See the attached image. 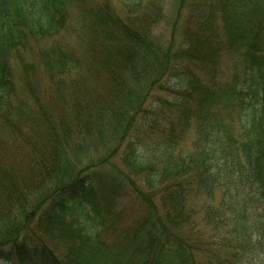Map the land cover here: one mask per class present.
Wrapping results in <instances>:
<instances>
[{
  "label": "trees",
  "instance_id": "1",
  "mask_svg": "<svg viewBox=\"0 0 264 264\" xmlns=\"http://www.w3.org/2000/svg\"><path fill=\"white\" fill-rule=\"evenodd\" d=\"M117 1L137 10L146 0ZM207 4L228 39L244 46L240 87L187 67L195 50L186 34L170 57L154 50L148 31L125 20L112 0H0V262L105 264L102 258L117 250L131 254L126 264H264V0ZM68 5L83 14L79 55L57 39ZM199 6L189 5L192 16ZM204 60L197 66L211 62ZM35 68L44 83L34 79ZM80 69L90 85L102 77L106 88L90 97V88L75 85L71 123L56 109L54 85ZM168 70L177 74L169 86L175 95L146 105L147 93L167 90L161 77ZM225 103L237 110L239 137L219 118ZM106 113L115 116V144L101 160L81 164L68 133L74 122L90 132ZM192 120L190 149L180 148ZM136 176L141 180L132 181ZM127 191L142 214L115 233L124 242L118 245L109 239L111 210ZM192 198L204 201L188 205ZM87 205L91 217L82 213ZM197 234L195 243L222 245L225 254L196 261ZM204 237L213 242L202 244ZM139 238L145 240L138 244Z\"/></svg>",
  "mask_w": 264,
  "mask_h": 264
},
{
  "label": "rangeland",
  "instance_id": "2",
  "mask_svg": "<svg viewBox=\"0 0 264 264\" xmlns=\"http://www.w3.org/2000/svg\"><path fill=\"white\" fill-rule=\"evenodd\" d=\"M101 1L102 0H88L90 3H98ZM195 3L200 5V10L192 16L189 5H193ZM142 4V7L136 10L131 5L122 4L117 0H112V5L125 20L127 17L132 18L139 29L143 28L148 31L149 39L152 42L153 49L159 50L160 52L168 51L169 57L172 50H175L179 45H181V43H183V37L190 36L189 45H191L195 50V52L192 54H195V59L188 61V64L186 62L180 63V69L183 68L184 64H187V67L194 70L195 73L197 72L202 79L210 78L213 72L215 73L214 76L216 80L222 78L223 83H236L238 87L241 86L244 60L242 56L238 55V53L242 48H244V46L243 44H240V41L228 39V36L225 34L221 22L219 21L220 19H217L215 15H213L209 10L207 0H146ZM67 12L69 15L67 16V22L65 23L62 31L59 33L57 39L61 44L71 48L76 55H79L80 49L78 45V28L81 26L80 21L83 17V14L79 12L75 6L69 5L67 6ZM241 33L250 35L252 31L245 29L242 30ZM81 34H83V32H81ZM84 37L86 39L88 35H85ZM233 49L237 50L234 56L232 55ZM205 55H208L210 59L204 60L203 58H205ZM29 58L32 60V55H30ZM196 59L211 62L210 64L197 66ZM241 59L243 60L242 64H240ZM212 62L214 63V68H212ZM96 72L101 74L102 69L100 68V70H93V73ZM17 75L20 76L21 72L18 71ZM35 77H37V80L40 84L44 83L46 80L45 74L39 68H35L34 79ZM176 78L177 74H175L174 71L168 70L165 74H163L161 81L165 84L167 90L157 88L151 91V95L150 93H147L144 96L146 99V105L149 101H156V98L159 96L172 98V95L174 96L175 94L170 91L169 86L176 81ZM70 79L71 81L69 82ZM85 80H87L88 83L85 82ZM102 81V77H98V80L96 79V83L94 82V86L90 85V79H85L83 71L80 69L76 74L65 79L64 83H55L54 88L55 93L57 94L56 103L58 105L56 109H60L63 114L67 115L69 121L72 123L73 118L70 107L72 104V97L75 94L73 93L75 85L84 90L87 87L90 88L89 91H87V95L94 97L92 94H90V92L94 94L100 92L102 88H106L102 86ZM82 97L83 95H81L77 100H81ZM165 112L166 115H168V119H171L173 113L167 109ZM236 113L237 110L234 109L229 111L227 108V103H225L222 104L220 108L219 118L228 125V128H230L235 136L239 137V134L241 133V127L237 122ZM95 116L96 115L92 117L95 119ZM114 124L115 116H113L112 113L111 115L106 113L105 117L95 120V124L91 128L90 132H87L84 125L77 126L76 122H74L75 127H73L71 129L72 131L68 133V140H70V142L74 145H79V147L76 148V157L78 158L77 161L81 160V164H84L91 159L95 161L101 160L107 153L108 148L115 144L117 131H114L112 128ZM194 125V120L188 122V127L184 128V131L180 136L181 139L179 142L177 141L178 147L190 149V142L195 135ZM100 127V130L102 131L97 130V128L99 129ZM15 129L18 130L17 135H20L21 131L19 130L18 125L15 126ZM18 153V156L21 158L24 157L22 148H20ZM106 165V167L110 166V164L107 163ZM140 180V177L137 176L132 179L134 182H138ZM114 182L119 184V181L115 179ZM109 188L110 184L108 183V189ZM129 194V191L118 194V197H121L117 202L118 205L116 208L111 210L112 213L116 212L115 222L113 224L115 227L111 229L108 234L109 239L112 241H117L118 245H123L124 242L122 240L121 233L120 235H115V233L119 229L121 232L125 225H130L136 216L142 214L140 213L139 205L137 204V208L135 207V200L132 202L133 196H128ZM202 200L204 201L203 198L199 200L192 198L187 200V202L188 205H195L197 202L202 203ZM86 209H83L84 211H82V213H85L91 217L92 213L90 212V206L87 205ZM110 215L111 214H107L105 217H110ZM201 223V220L197 221V227L200 229L199 233L201 232L203 226ZM141 235H145V233L143 232ZM197 236L198 234L196 237L192 236L191 241H193L194 238H197ZM199 238H201L200 235ZM144 240L145 238H139L137 243L141 244ZM193 242L195 244L193 251L196 261L206 262L212 259L214 256L221 257L226 251L222 245L214 247L209 246L211 247L209 250L206 245L201 247L199 244L195 243V240ZM203 242L204 243L202 244H206V237L203 238ZM211 242L213 241L210 240L207 243ZM130 257V253L124 254L120 251L113 250L111 252V256L106 254L102 258V262H105V264H126L128 260H131ZM138 258L139 254H137V256L134 255L133 260L137 262ZM252 262L254 264H262L259 259H255ZM0 264L11 263L8 261H1Z\"/></svg>",
  "mask_w": 264,
  "mask_h": 264
}]
</instances>
